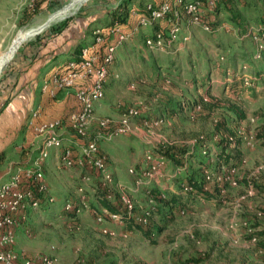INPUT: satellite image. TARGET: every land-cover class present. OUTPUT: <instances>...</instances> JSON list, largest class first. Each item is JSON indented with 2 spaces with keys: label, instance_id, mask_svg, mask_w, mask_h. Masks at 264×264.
<instances>
[{
  "label": "rangeland",
  "instance_id": "rangeland-1",
  "mask_svg": "<svg viewBox=\"0 0 264 264\" xmlns=\"http://www.w3.org/2000/svg\"><path fill=\"white\" fill-rule=\"evenodd\" d=\"M48 1L49 9H44V4L39 5L32 17H27L23 13L26 8L23 0H0V86L29 45L52 37L71 20L100 16L106 10V23L103 19V25H100L104 27L113 17L111 12L122 2ZM158 1L127 0L128 9ZM123 13L124 10L117 12L121 17ZM263 17L264 0H228L217 6L211 23L214 28L225 26L227 31L205 33L191 27L189 42L172 55L145 50L142 40L152 31L138 30L116 50L104 85L106 113H98L102 114L98 118L117 121L127 109L146 106L147 119L164 120L154 130L142 128L136 121L134 133H142L143 143L122 139L127 136L99 143L116 183H132L133 178L126 171L130 168L135 173L140 171L144 151H151L152 147L165 151L184 146L187 152L180 160L185 158L186 171L175 179H168L167 176L178 167L170 160L164 169L166 177L157 185L165 188L161 192L167 199L174 194L178 196L184 176L200 182V167L215 172L213 156L201 154L194 144L200 141L219 152L221 138L227 139L228 133L232 132L231 139L237 142L225 150L235 156L229 162L235 163L236 167L235 187L224 186L220 192L215 186H209L210 202L201 201L195 195H180L178 201L185 207L182 214L175 212L172 216L175 209L169 211L168 206L165 209L158 207V213H153L146 225L153 241L149 244L139 231L133 229L124 233L123 227L116 223L106 225L105 234L101 233L90 221L87 211H83L74 223L61 221L58 215L62 203L66 199L73 200L78 187L88 206L93 204L94 208L99 207L94 193L100 189L91 180L92 175L86 183L81 181L80 172L58 167L53 156L57 152L48 150L42 171L54 201L31 213L26 225L18 229L13 246L16 255L22 259L52 255L57 264H264V254L251 249V243L246 240L251 231L245 229L253 223L264 227V146L255 141V132L264 129V59L253 61L252 42L240 38L246 30L262 24ZM47 18L50 24L45 29L37 35L24 37L19 47L12 50L24 32L38 28ZM51 18L57 20L51 22ZM236 29L238 32H233ZM219 56H223V61L218 60ZM242 66L245 67L243 72L255 78L251 87L235 80L241 74ZM197 105L200 111L195 113ZM230 106L237 108L243 119L239 120L230 112ZM14 145L4 152L7 159L1 164L0 174L6 171L9 161L21 162L25 152L33 155L34 151L21 145L17 149L20 153H11ZM4 153L0 154V160ZM9 173L0 176V181L6 180ZM141 196L138 197L142 198L141 202L132 196L135 206H145L146 200ZM188 259H197L198 263L188 262Z\"/></svg>",
  "mask_w": 264,
  "mask_h": 264
},
{
  "label": "built area",
  "instance_id": "built-area-1",
  "mask_svg": "<svg viewBox=\"0 0 264 264\" xmlns=\"http://www.w3.org/2000/svg\"><path fill=\"white\" fill-rule=\"evenodd\" d=\"M23 1L27 8H31L35 0ZM220 1L159 0L157 3H145L141 12L130 11V16L135 19L132 25L126 28L113 23L106 28L92 30L90 43L81 46L74 57L49 72L42 83L41 92L48 99L53 100L58 92L70 91L74 99V110L65 118L69 138L65 141L57 133L62 125L61 119L35 123L39 112L37 109L31 112L27 126L37 138L35 156L29 163L15 165L7 179L0 182V264H57L56 258L52 255L22 259L13 251L16 233L26 225L29 215L38 211L42 202L47 206L54 201L48 193L42 171L48 150L57 152L55 156L58 167L64 170L77 169L81 181L86 183L90 181L89 176L93 175L98 188L104 192L106 198L113 202L116 199L118 203V212H108L103 208L90 211L82 189L78 187L77 195L73 200L63 201L61 206L63 212H70L78 217L83 211H87L92 215L95 226L103 234L106 232L102 227L103 224L116 223L122 226V216L132 218L135 223L146 228L147 221L157 206L156 198L149 194V190L157 186L160 179L166 177L164 169L168 162L161 155L146 150L143 153V167L140 171L135 173L131 168L127 170L133 178L132 183L118 184L109 171L106 155L100 149L99 143L109 142L120 136L133 135L136 121L140 127L154 130L159 128L164 120L147 119L146 106L127 109L117 121L108 118L96 119L94 107L104 97V85L116 50L129 41L138 30L152 31L143 38L142 47L145 50L175 54L180 46L189 42L191 27H196L205 33H213L220 29L228 30L225 26L215 28L211 26ZM236 31L238 32L237 29L233 32ZM244 37L254 46L251 59L263 60L264 22L257 28H250L240 34V38ZM218 60L223 61V56H219ZM244 69L245 67L242 66L241 74L235 80L245 87H251L255 78L243 72ZM199 111L200 107L197 105L194 112ZM227 140L232 141L231 137ZM204 145L200 152L203 155ZM183 159L181 165L172 170V175L167 176L168 179H175L178 174L186 171ZM235 173L236 167L221 166L215 172L203 169L202 188L208 191L209 186H215L222 192L224 186L235 187ZM179 189L181 195H193L187 185L182 184ZM141 191L144 192L146 204L143 207L135 206L132 196ZM157 193L160 199H164V193L161 191ZM182 213L183 211H179V214Z\"/></svg>",
  "mask_w": 264,
  "mask_h": 264
},
{
  "label": "crops",
  "instance_id": "crops-1",
  "mask_svg": "<svg viewBox=\"0 0 264 264\" xmlns=\"http://www.w3.org/2000/svg\"><path fill=\"white\" fill-rule=\"evenodd\" d=\"M104 12H106V10H104L100 16H88L86 18L71 20L66 28L58 34L50 38L40 39L38 42L29 45L10 68L8 77L0 86V154L11 149L14 144L15 147L12 149L11 153H15V151L20 153L17 150L19 145H21V147H28L31 152L35 150L37 138L33 135L27 124L31 112L36 109L39 115L37 119H35V123L50 122L54 119L62 120V125L57 133L67 141L69 132L65 125L64 118L69 112L74 110L75 107L72 93L70 91H62L59 92L53 100H50L41 92V86L46 75L53 68L63 64L71 57H74L79 49H77V47L89 43L91 40L89 36L91 35L92 29L100 27V25L102 26L103 19L106 23V15ZM125 21L132 25L135 19L127 18ZM105 95L106 86L104 88L103 99L94 107V116L96 118L106 113V105L103 103ZM5 100H7V103L4 104ZM99 112L103 113L98 114ZM92 127H94V124H92ZM141 134L142 133L139 131H136L133 135L122 139L135 143H143L144 141ZM16 141L18 142L15 143ZM102 151L104 152V150ZM5 153L3 154V159L0 160V167L7 159ZM32 154L31 156V153H23L20 158L21 162L9 161L6 171L0 174V176L4 177L5 174H8L10 170L12 171L13 167L17 164L31 162L35 156V152ZM8 156L10 157V153ZM53 156H55V154H53ZM46 167L47 165L44 166V169ZM74 170L77 173L79 172L77 169ZM78 174L80 175V173ZM154 189L159 192L164 191L165 188H162V186H155L152 190ZM169 189V187H166V190ZM169 191L174 193L172 190ZM141 194H143V191L137 194L138 196L135 195V198L139 199L138 202H141L142 198H138ZM142 196L144 197V194ZM188 196L191 197L192 195ZM89 216L90 221L93 223L92 215L89 214ZM108 224L113 223L103 224L102 227L107 229L106 225Z\"/></svg>",
  "mask_w": 264,
  "mask_h": 264
},
{
  "label": "trees",
  "instance_id": "trees-1",
  "mask_svg": "<svg viewBox=\"0 0 264 264\" xmlns=\"http://www.w3.org/2000/svg\"><path fill=\"white\" fill-rule=\"evenodd\" d=\"M37 1H39V4L37 3ZM228 0H221L219 4L223 3L225 4ZM49 1L48 0H35L34 1V5L31 8H24L23 13H25L24 15H26L27 17H32L33 13H35V10L37 7H39V5L44 4V9H49L50 5L48 4ZM148 3V2H147ZM154 3V2H151ZM218 4V5H219ZM217 5V6H218ZM128 2L127 0H122L121 3H119L115 9L111 12L112 14V18L111 21H109V23L107 25H105L104 27H96L93 28L94 29H99V28H106L110 25H112L113 23H117L118 25L122 26V27H128L130 26V24H128L125 19L127 18H132L130 16V11L131 10H136L137 12H141V8H130L128 9ZM217 8V7H216ZM122 15L119 16V14H117V12H123ZM120 17V18H119ZM30 20L32 18H29ZM263 22H264V17H263ZM262 22V23H263ZM126 23V24H125ZM65 28V26L63 25L61 28H59L56 32H54L53 35L58 34L59 32H61L63 29ZM143 42V40H142ZM90 43V42H89ZM83 46V45H82ZM81 46H79L80 48ZM78 48V47H77ZM59 93V92H58ZM57 93V94H58ZM56 94V95H57ZM56 97V96H55ZM7 103V100L4 101V104ZM228 110L230 112H233L234 115L237 116V118L243 119V114L234 106H230L228 107ZM67 116V115H66ZM65 116V118H66ZM64 118V121H65ZM229 134V135H228ZM227 135L232 137L233 133L229 132ZM226 136V135H225ZM222 142H220V146L221 148H219V152H216V150L214 148H212V146L208 147V145H204L202 142H197L198 144L195 145L193 147H195L196 149L198 148L200 150V152L203 150V145H204V155H212L213 158L215 159V171H218L219 167H235V163L229 164V162L235 157L234 155H231L230 153L226 152V147L229 146L230 144H232L233 142H237V140L235 141H228L227 139L221 138ZM255 141H259L261 146H264V129H258L255 132ZM192 147V148H193ZM187 149L184 148V146H180L174 149H170V150H162L158 147H152L151 148V153L153 154H158L161 155L167 162L168 161H173L174 163H177V166H180L182 163L181 157L184 156L186 154ZM192 152V151H191ZM201 172L204 168L200 167ZM185 181L182 180L180 185L184 184L187 185L188 187L191 188V191L193 193V195H195L196 197H198L201 201H206V202H210L211 201V197L212 194H210L208 191H204L202 188L203 182L202 180L200 182H196L194 181L192 178L184 176ZM201 179H202V175H201ZM92 181H95L97 183V181L93 178H91ZM179 185V188H180ZM96 188H98V186H95ZM99 189V188H98ZM180 192V189H179ZM149 194L155 196L156 201H157V206L155 207V210L153 213H158V207H161L162 209H165V206H168L169 211H171L172 209H175L174 212H171L172 216L174 215V213L176 212L177 214H179V211H183L185 212V207H182L178 201V198L180 197V193L179 195H172L170 198L167 199L166 195L164 197V199H160L158 197V193L153 191V190H149ZM214 195V194H213ZM95 196V201L99 204L98 208H94V205L91 204V206H88V202H86L88 208L90 211L95 210L98 211L99 208H103L106 209L108 212H118L117 210V200L115 199V201H109L106 196L104 195L103 191H97L96 193H94ZM40 207H46V205L42 202L40 204ZM61 210V209H60ZM59 219L61 221H70V222H75L77 217L70 212H63L61 210V214L58 215ZM122 219V227H123V232L124 233H129L131 232L133 229L137 230L141 233V235L148 240L149 244H153V241L150 239V233L149 230H147L146 228H143L140 224L135 223L132 218H126L125 216L121 217ZM245 229H247L248 231H251L247 236H246V240L251 243L250 247L251 249H253L254 252H260L264 254V227H260L257 224H249L248 227H246ZM188 262L191 263H198L197 259H188Z\"/></svg>",
  "mask_w": 264,
  "mask_h": 264
},
{
  "label": "bare ground",
  "instance_id": "bare-ground-1",
  "mask_svg": "<svg viewBox=\"0 0 264 264\" xmlns=\"http://www.w3.org/2000/svg\"><path fill=\"white\" fill-rule=\"evenodd\" d=\"M81 1H84V2H85V0H80V4L83 3V2H81ZM68 14H69V13H67V15H68ZM60 19H61V18H60ZM56 20H57V18H51V22H54V21H56ZM38 28H39V27H38ZM38 28H34V29H31V30H28L27 32H24V33L21 35V37H19V39H18V43H17V44H14L12 50L17 49V48L19 47V45L23 42L24 37H28V36L32 35V34H33Z\"/></svg>",
  "mask_w": 264,
  "mask_h": 264
},
{
  "label": "water",
  "instance_id": "water-1",
  "mask_svg": "<svg viewBox=\"0 0 264 264\" xmlns=\"http://www.w3.org/2000/svg\"><path fill=\"white\" fill-rule=\"evenodd\" d=\"M50 24V20H49V18H47L46 20H45V22L43 23V24H41L40 26H39V28L33 33L34 35H37L38 33H40L43 29H45L48 25ZM12 58V57H11ZM10 58V59H11Z\"/></svg>",
  "mask_w": 264,
  "mask_h": 264
}]
</instances>
